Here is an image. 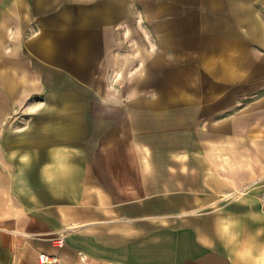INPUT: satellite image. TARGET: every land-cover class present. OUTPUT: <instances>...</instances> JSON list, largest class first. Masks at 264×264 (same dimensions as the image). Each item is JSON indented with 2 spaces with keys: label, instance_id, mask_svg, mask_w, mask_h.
Returning <instances> with one entry per match:
<instances>
[{
  "label": "crops",
  "instance_id": "obj_1",
  "mask_svg": "<svg viewBox=\"0 0 264 264\" xmlns=\"http://www.w3.org/2000/svg\"><path fill=\"white\" fill-rule=\"evenodd\" d=\"M140 2L129 83L127 1L0 0V264H264V0L230 1L218 81L197 17Z\"/></svg>",
  "mask_w": 264,
  "mask_h": 264
},
{
  "label": "rangeland",
  "instance_id": "obj_2",
  "mask_svg": "<svg viewBox=\"0 0 264 264\" xmlns=\"http://www.w3.org/2000/svg\"><path fill=\"white\" fill-rule=\"evenodd\" d=\"M112 2L115 0H111ZM127 1V5L130 7L126 10L128 13L129 18H131L130 21H128V24H121L119 25V29H117L118 36L121 37L124 36L125 41H123V45L121 41H118L120 43V47L122 49H129L131 50L132 57L129 58V71L128 73H114V78L120 77L122 81L124 82L128 81L129 83H136L140 82L142 78V74L139 70L140 66V49L141 44L143 43V46L145 48L146 44L148 42V47L151 52L153 49H157L156 41L153 40L155 38L153 35H155V31L152 30V25H148L147 23H150L148 19L152 17H156L154 14L157 10H146L145 8H142V4L140 0H125ZM157 0H148L149 3H155ZM178 4H174L175 6H169L167 8L165 13H170V16L173 17H180V16H188L191 14V16H196L198 19L197 24V31H198V45H203V47H206V44L210 47L208 48L210 51L209 54L212 52V56L210 57V60L213 61V81H218L220 78H228V79H235L236 74H224L221 73L219 70H221V66L216 61L219 57L218 55L221 54H229L231 55L232 50L224 48L227 43H234L232 42V39H234L233 36V28H235L234 25H232L231 16H234L235 11L229 8L230 1L231 0H192L196 2V8H188V4H186L184 7L181 2L185 0H176ZM189 1V0H186ZM176 2V3H177ZM126 3V2H125ZM104 9H102L103 12ZM114 12V10H111ZM154 12V13H153ZM211 18V19H210ZM149 33L150 38L152 40L149 41H143L142 36L147 37V34ZM122 38V40H123ZM246 52L248 50V42H246ZM198 46V55H197V67L195 72H190V74H175L174 79H180L186 80V85L196 86L197 91H204V84L205 81L208 80V74L206 75L203 71L201 72V69L203 68V65L205 63L204 57L200 56V52L203 51L199 49ZM204 53V52H203ZM200 63L202 64V68L199 66ZM181 76V77H180ZM190 82V83H189ZM189 83V84H188ZM196 91V89L194 88ZM150 95L156 94V91L150 90Z\"/></svg>",
  "mask_w": 264,
  "mask_h": 264
},
{
  "label": "built area",
  "instance_id": "obj_3",
  "mask_svg": "<svg viewBox=\"0 0 264 264\" xmlns=\"http://www.w3.org/2000/svg\"><path fill=\"white\" fill-rule=\"evenodd\" d=\"M264 200V195H263ZM62 240H58V244H61ZM60 262V257L57 254L40 252L39 253V264H58Z\"/></svg>",
  "mask_w": 264,
  "mask_h": 264
}]
</instances>
